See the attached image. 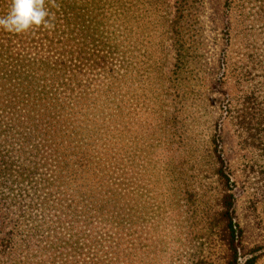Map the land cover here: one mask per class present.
<instances>
[{
  "label": "rangeland",
  "instance_id": "obj_1",
  "mask_svg": "<svg viewBox=\"0 0 264 264\" xmlns=\"http://www.w3.org/2000/svg\"><path fill=\"white\" fill-rule=\"evenodd\" d=\"M134 11L126 70L120 31L96 18L100 64L76 72L69 97L53 93V117L30 123L33 148L0 141L46 215L70 206L101 239L108 221H129L133 264H230L229 219L237 264H264V0H134Z\"/></svg>",
  "mask_w": 264,
  "mask_h": 264
},
{
  "label": "trees",
  "instance_id": "obj_2",
  "mask_svg": "<svg viewBox=\"0 0 264 264\" xmlns=\"http://www.w3.org/2000/svg\"><path fill=\"white\" fill-rule=\"evenodd\" d=\"M46 4L55 13L54 29L39 28L23 34L0 29V137H17L21 143L14 142L26 145L27 150L33 148L30 123L36 127L53 117L48 112L53 93L61 90L60 95L69 97L76 72L100 64L101 39L91 32L96 18L101 17L105 33L110 34V28L120 31L126 46L119 62L125 70L134 52V0H46ZM100 4L101 16H94ZM10 5L11 0H0V16L7 14ZM97 24L94 28L100 27ZM169 33H173L170 26ZM172 44L178 46L179 61L180 46ZM110 49L111 55L115 53ZM106 68L103 63L101 69ZM47 77L60 82L51 85ZM14 158L11 149L0 141V264L134 263L135 243L128 231L129 221H108L105 227L113 232L101 239V234L88 229L89 221L70 212L74 209L70 206L63 217L46 215V206L35 197L37 188L30 186L36 185L34 178L19 173ZM218 160L221 162L219 155ZM13 186L18 187L17 194L12 192ZM226 228L228 249L232 251L230 264H237L238 232L231 219Z\"/></svg>",
  "mask_w": 264,
  "mask_h": 264
},
{
  "label": "clouds",
  "instance_id": "obj_3",
  "mask_svg": "<svg viewBox=\"0 0 264 264\" xmlns=\"http://www.w3.org/2000/svg\"><path fill=\"white\" fill-rule=\"evenodd\" d=\"M55 19V13L50 10L46 0H11L7 14L0 16V29L13 34L39 28L52 30L55 28Z\"/></svg>",
  "mask_w": 264,
  "mask_h": 264
}]
</instances>
